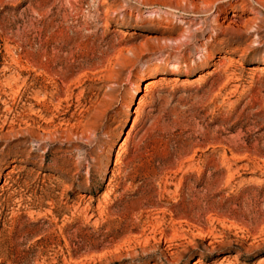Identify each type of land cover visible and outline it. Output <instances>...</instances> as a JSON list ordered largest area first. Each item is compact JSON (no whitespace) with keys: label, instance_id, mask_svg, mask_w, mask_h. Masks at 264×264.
<instances>
[{"label":"rangeland","instance_id":"1","mask_svg":"<svg viewBox=\"0 0 264 264\" xmlns=\"http://www.w3.org/2000/svg\"><path fill=\"white\" fill-rule=\"evenodd\" d=\"M0 264H264V0H0Z\"/></svg>","mask_w":264,"mask_h":264},{"label":"bare ground","instance_id":"2","mask_svg":"<svg viewBox=\"0 0 264 264\" xmlns=\"http://www.w3.org/2000/svg\"><path fill=\"white\" fill-rule=\"evenodd\" d=\"M188 71L187 70H183V69H180V68H172L170 70V73L172 74H177V75H181V74H186ZM150 85V83H146L144 85V88H147L148 86ZM133 127V125L130 126L129 130ZM123 145V144H122Z\"/></svg>","mask_w":264,"mask_h":264}]
</instances>
